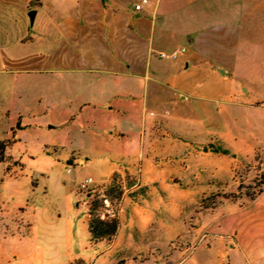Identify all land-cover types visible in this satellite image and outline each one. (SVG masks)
Masks as SVG:
<instances>
[{
	"label": "rangeland",
	"instance_id": "1",
	"mask_svg": "<svg viewBox=\"0 0 264 264\" xmlns=\"http://www.w3.org/2000/svg\"><path fill=\"white\" fill-rule=\"evenodd\" d=\"M171 3L175 36L156 34L179 52L171 86L144 78L137 99H114L120 112L87 106L71 120L80 107L60 105L57 74L0 71V264H264V0ZM191 28L204 57L180 38ZM123 79L93 76L135 83ZM96 200L98 217L120 221L110 240L92 241Z\"/></svg>",
	"mask_w": 264,
	"mask_h": 264
},
{
	"label": "crops",
	"instance_id": "2",
	"mask_svg": "<svg viewBox=\"0 0 264 264\" xmlns=\"http://www.w3.org/2000/svg\"><path fill=\"white\" fill-rule=\"evenodd\" d=\"M141 1L129 5L123 0H0L3 65L0 71L25 78L32 74H57L55 90L60 105L77 102L75 104L80 107V113L67 111L71 120L77 119L87 106L103 105L106 111L120 112L113 105L114 99H137L136 93L142 90L144 78L146 85L153 78L155 83L170 87L174 78L170 75L178 68L174 61L167 60L172 58L158 57L175 48L159 46L156 36L159 27L167 28L168 37L175 36L171 0H150L145 9L138 12L135 5ZM31 11H36L34 22L29 16ZM178 33L181 40L190 38L193 41L192 56H205L201 45L203 31L191 28L180 29ZM53 35L55 43L50 49L37 48L38 41H53ZM64 74L71 75L73 80L78 78V83L59 81L58 77L63 79ZM97 74L118 80L133 77L136 84L128 85L124 81L105 89L93 82ZM139 79L140 87L137 85ZM24 86L30 91V85ZM74 91H80L77 98H74ZM30 97V93H21L18 98L27 100ZM25 113L19 111L22 118ZM116 136L125 135L119 132ZM29 225L28 233L24 234L28 238L33 236L38 222Z\"/></svg>",
	"mask_w": 264,
	"mask_h": 264
},
{
	"label": "trees",
	"instance_id": "3",
	"mask_svg": "<svg viewBox=\"0 0 264 264\" xmlns=\"http://www.w3.org/2000/svg\"><path fill=\"white\" fill-rule=\"evenodd\" d=\"M9 142L0 141V165L7 159V149ZM115 190L112 188L107 192V197L113 196L112 193ZM120 197V196H119ZM108 199V198H107ZM106 200V199H105ZM103 201L96 200L92 202V206L89 211L91 217L89 222V231L92 237V241L100 242L103 240H110L117 236L120 229V221L116 218L112 220H105L96 215L98 208L102 206Z\"/></svg>",
	"mask_w": 264,
	"mask_h": 264
},
{
	"label": "built area",
	"instance_id": "4",
	"mask_svg": "<svg viewBox=\"0 0 264 264\" xmlns=\"http://www.w3.org/2000/svg\"><path fill=\"white\" fill-rule=\"evenodd\" d=\"M149 3H150V0H142L141 2H139L135 5V10L138 12H142ZM178 54H179V52H175L171 55L161 54V56L165 57V58L176 59L178 57Z\"/></svg>",
	"mask_w": 264,
	"mask_h": 264
},
{
	"label": "water",
	"instance_id": "5",
	"mask_svg": "<svg viewBox=\"0 0 264 264\" xmlns=\"http://www.w3.org/2000/svg\"><path fill=\"white\" fill-rule=\"evenodd\" d=\"M29 16H30L31 21L34 22L35 17H36V11H31V12L29 13Z\"/></svg>",
	"mask_w": 264,
	"mask_h": 264
}]
</instances>
